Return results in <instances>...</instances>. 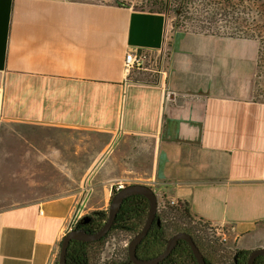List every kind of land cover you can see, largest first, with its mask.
<instances>
[{
	"label": "crops",
	"instance_id": "obj_1",
	"mask_svg": "<svg viewBox=\"0 0 264 264\" xmlns=\"http://www.w3.org/2000/svg\"><path fill=\"white\" fill-rule=\"evenodd\" d=\"M141 49L150 68L126 72ZM259 64L257 37L168 34L162 11L0 0L1 172L21 173L1 182L0 264H54L76 216L107 209L118 183L264 247ZM39 192L65 194L23 196Z\"/></svg>",
	"mask_w": 264,
	"mask_h": 264
},
{
	"label": "trees",
	"instance_id": "obj_2",
	"mask_svg": "<svg viewBox=\"0 0 264 264\" xmlns=\"http://www.w3.org/2000/svg\"><path fill=\"white\" fill-rule=\"evenodd\" d=\"M116 2L120 5L125 4L120 0H116ZM168 6L177 16L175 26L190 23L193 27L198 28L196 29L198 32L253 37L254 30L261 32L264 29L263 0H169ZM243 22L246 23L245 26H242ZM242 29L246 36L239 35V31ZM107 209L86 213L79 218L78 223L85 220L87 223L99 227L107 218ZM162 209L174 210L188 221L187 227H180L173 232L186 231L192 235L196 243H198V238L195 233L202 240L211 241L207 235V224L201 218L194 217L190 213L187 202H178L172 206L166 204ZM146 212H148V200L144 196H128L123 200L118 210L112 231H125L133 236L143 226L147 216ZM158 218L160 224L155 223V227L149 228L136 248V251H148L149 257L158 255L164 242L168 239L163 218L162 216H158ZM209 262L213 264L211 261ZM168 264H195L192 251L185 241L182 240L176 246L169 257Z\"/></svg>",
	"mask_w": 264,
	"mask_h": 264
},
{
	"label": "rangeland",
	"instance_id": "obj_3",
	"mask_svg": "<svg viewBox=\"0 0 264 264\" xmlns=\"http://www.w3.org/2000/svg\"><path fill=\"white\" fill-rule=\"evenodd\" d=\"M126 4H129L133 6L134 8L141 9V10H149V11H162L165 12L167 15V28H168V34L171 30L174 29H182V30H191L196 31V29L192 26V24L188 25H178L175 26V22L177 20V16L173 12L172 9H170L168 6L169 0H120ZM246 23L243 22L242 26H245ZM240 36H246V33L244 32V29L242 31H239ZM253 37H257L260 39V64L258 67V78H257V85H256V96L264 100V29L260 31L254 30L253 31ZM1 144V143H0ZM5 150V149H4ZM6 151V150H5ZM5 151H3V145H0V188L5 183L3 180L5 179V176H10L12 174H21L20 172H1V169L3 168L2 163H5ZM10 177L6 178L9 179ZM127 185V184H125ZM124 185V186H125ZM65 188V187H63ZM11 188L5 187L4 190H2V195L10 196L9 192ZM7 192V193H6ZM155 192V190H154ZM115 193V190L112 191L111 196ZM61 194H65L62 192H39V193H25L23 196L31 197L34 195H38V197H54ZM157 195V194H156ZM158 202L159 199L161 200V197L157 195ZM108 208V207H107ZM162 208V207H161ZM160 216L163 218L164 225L166 227V236H171L173 231L175 229H178L180 227H187V220L179 216L178 212L174 210H164L161 209L159 211ZM191 224V223H190ZM197 236L198 243L202 246L203 250L206 251L209 260L213 264H231V257L232 253L238 249V246L235 244V242L232 241L231 236H227L226 240L220 239V237L211 238L208 237L211 241L208 240H202L198 234L195 233ZM131 233L125 232V231H118L114 230L112 231L109 236L106 238V241L104 244H99L97 246L98 252L103 253L104 250L107 252V249L110 247L111 243L115 244L116 249L119 250V256L121 258H124L125 256V249H124V243L128 241L131 237ZM205 241V242H204ZM112 246V245H111Z\"/></svg>",
	"mask_w": 264,
	"mask_h": 264
},
{
	"label": "water",
	"instance_id": "obj_4",
	"mask_svg": "<svg viewBox=\"0 0 264 264\" xmlns=\"http://www.w3.org/2000/svg\"><path fill=\"white\" fill-rule=\"evenodd\" d=\"M130 195L144 196L148 200V212L143 226L136 234L132 236L128 242L127 254L129 261H131L133 264H158L170 254L178 240H183L189 245L197 264H206V260L196 245L192 235L186 231H179L170 236L166 241L163 251L158 255L150 258H140L137 256L136 248L147 234L153 221L156 219V211L158 207V198L156 193L149 185L143 183L127 184L112 195L108 204L107 218L98 230L94 232H87L81 228H72L66 234H64L60 242L57 263L66 264L67 249L71 240L76 239L88 241L96 240L104 236L112 227L123 200ZM84 222L86 221L84 220ZM260 255H264V247H258L250 250L246 264H254L256 257Z\"/></svg>",
	"mask_w": 264,
	"mask_h": 264
},
{
	"label": "flooded vegetation",
	"instance_id": "obj_5",
	"mask_svg": "<svg viewBox=\"0 0 264 264\" xmlns=\"http://www.w3.org/2000/svg\"><path fill=\"white\" fill-rule=\"evenodd\" d=\"M147 200V199H146ZM161 207H157L156 211V219L153 221L151 224L150 228L155 227V223L160 224V220L158 216H160L159 211L161 210ZM147 215V212H146ZM146 219V217H145ZM80 219H78L74 224L72 228H81L84 229L87 232H94L98 230L101 226L95 227L91 225V223L87 222H79ZM103 224V223H102ZM114 231V230H113ZM112 232V227L110 230L101 238L96 239V240H88V241H82V240H76L73 239L70 241L68 249H67V254H66V264H133L131 261H129L128 254H127V246L125 249V256L124 258H121L119 256V250L116 249L115 244L111 243L110 247L107 249V252L104 250L102 251L103 253L98 252L97 246L99 244H104L106 241V238L109 236V234ZM179 232V231H178ZM176 233V232H174ZM172 233L171 236L174 234ZM170 236H168L169 238ZM132 236L130 237V239ZM129 239V241H130ZM128 241V242H129ZM167 241V239H166ZM166 241L164 242V246L160 252L163 251ZM182 240H178L177 244L174 246L172 251L168 256H166L161 262L158 264H168L169 257L171 256L172 252L175 250L176 246L181 242ZM196 243V242H195ZM200 251L202 252L204 258H206V264H210L209 257L207 256L208 254L205 253L206 251L203 250L202 246L199 243H196ZM189 246V245H188ZM250 250H242L240 248L236 249L232 253L231 257V264H246L248 254ZM136 254L140 258H150L148 251H136ZM193 256V254H192ZM195 264H197L195 257L193 256ZM57 263V260L55 262ZM254 264H264V255H260L256 257Z\"/></svg>",
	"mask_w": 264,
	"mask_h": 264
},
{
	"label": "built area",
	"instance_id": "obj_6",
	"mask_svg": "<svg viewBox=\"0 0 264 264\" xmlns=\"http://www.w3.org/2000/svg\"><path fill=\"white\" fill-rule=\"evenodd\" d=\"M151 62V54L147 50H135V51H128L124 55V69L126 72H130L132 70H148L150 68ZM264 178V172H263ZM124 184L118 183L115 185V192L122 188ZM178 202L175 200L166 199L164 196L159 199L158 206L164 208L167 205H176ZM84 215V214H83ZM82 215V216H83ZM82 216H76L74 222L71 224L70 229H72L73 224ZM207 224V235L211 238L220 237L222 240H226V237L230 235V232L233 230V226H217L207 221H204ZM129 241V240H128ZM128 241L124 243V248L128 245Z\"/></svg>",
	"mask_w": 264,
	"mask_h": 264
}]
</instances>
